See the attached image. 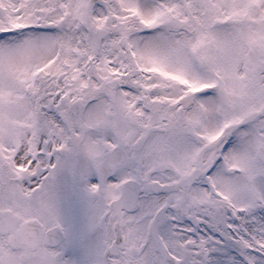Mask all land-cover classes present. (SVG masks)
<instances>
[{"label": "snow or ice", "instance_id": "snow-or-ice-1", "mask_svg": "<svg viewBox=\"0 0 264 264\" xmlns=\"http://www.w3.org/2000/svg\"><path fill=\"white\" fill-rule=\"evenodd\" d=\"M0 264H264V0H0Z\"/></svg>", "mask_w": 264, "mask_h": 264}]
</instances>
